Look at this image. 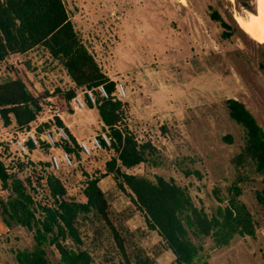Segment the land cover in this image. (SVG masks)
<instances>
[{
  "label": "rangeland",
  "instance_id": "374dc122",
  "mask_svg": "<svg viewBox=\"0 0 264 264\" xmlns=\"http://www.w3.org/2000/svg\"><path fill=\"white\" fill-rule=\"evenodd\" d=\"M63 1L106 84L118 81L127 87L117 128L132 134L140 145L150 143L156 149L149 162L125 171L152 181L156 177L174 180L208 213L226 200L230 187L238 183L242 190L238 199L257 222L256 236L237 237L229 247L220 249L213 248V241L207 239L205 257L198 264H264V212L256 199L262 177L252 167L234 163L244 147L245 132L231 120L226 108L227 100H238L264 127V35L250 36L235 18L256 12V0ZM216 14L231 27L228 38L221 23L213 18ZM25 76L41 110L35 121L21 127L14 114H10L11 124L5 125L0 109V161L13 167L10 173L33 183L36 204L47 202L43 185L53 175L63 184L67 197L77 202L87 200L83 193L87 180L99 178L101 189L112 196L113 211L132 208L128 192L118 189L113 175L107 172V164L117 157L114 149L90 158L76 152L74 166L60 171L49 164L52 150H35L29 164L17 172L20 159L13 138L37 126L39 130L53 129L60 119L55 116L57 112L71 122L68 131L72 137L85 139L103 130L112 136L99 107L73 112L68 96L89 87H78L62 62L43 47L10 55L0 63V85ZM9 198L10 192L0 181V200L7 202ZM0 225L4 231L0 264H19L18 253L34 249V234L20 226L7 228L1 216ZM126 225L158 264L174 262L173 253L157 232L148 231L140 213ZM46 249L50 261L57 263V251ZM93 255L94 264H102L103 251Z\"/></svg>",
  "mask_w": 264,
  "mask_h": 264
},
{
  "label": "trees",
  "instance_id": "16d2710c",
  "mask_svg": "<svg viewBox=\"0 0 264 264\" xmlns=\"http://www.w3.org/2000/svg\"><path fill=\"white\" fill-rule=\"evenodd\" d=\"M213 18L221 23L223 35L228 38L229 24L217 14ZM39 47L62 62L78 87L106 83L95 58L78 36L63 0H0V63L10 55L26 54ZM22 79L17 77L0 85L5 125L11 124L10 114H14L19 126H29L41 110L29 90L28 79ZM107 88L113 93L114 83ZM98 107L103 123L112 130V149L117 154L107 164V172L113 175L118 189L128 192L133 207L120 213L113 211L112 196L101 189L99 178L87 180L83 190L87 200L77 202L67 197L63 184L53 175L43 185L47 202L36 204L33 183L20 179L16 172L10 173L13 167L0 161V181L10 192L9 201L0 200L2 221L9 229L20 226L32 232L36 243L32 251L18 253L19 264H94L93 252L98 250L104 253L102 264H158L126 225L136 213L143 216L148 231L157 232L173 253L172 264L201 262L207 239L213 241V248L220 249L229 247L237 237L256 236L257 222L238 199L242 194L238 183L230 187L229 197L208 213L196 206L189 191L174 180L156 177L152 181L128 174L125 169L149 162L156 149L150 143L140 145L132 134L117 128L121 101H105ZM226 108L231 120L245 132L244 147L234 163L250 166L262 177L256 199L264 212V127L244 103L229 99ZM57 120L59 126H64L61 119ZM226 139L232 142L231 137ZM72 141L73 147L65 148L75 155L79 150L74 137ZM26 164L29 161L20 160L15 169L18 172ZM47 247L57 251V263L48 258Z\"/></svg>",
  "mask_w": 264,
  "mask_h": 264
},
{
  "label": "built area",
  "instance_id": "2783aa9c",
  "mask_svg": "<svg viewBox=\"0 0 264 264\" xmlns=\"http://www.w3.org/2000/svg\"><path fill=\"white\" fill-rule=\"evenodd\" d=\"M128 97L127 87L124 83L114 81V91L110 93L106 83L95 87L85 88L76 93L70 101L71 109L76 113L97 108L100 103L110 100L124 101ZM63 120L61 113L55 114ZM75 138V137H74ZM76 139V138H75ZM79 154L84 158H90L95 154L102 153L113 148V137L107 130L100 131L85 139H76ZM19 159L24 162L29 160L31 151L46 148L50 151L49 164L54 171L74 166V153L67 150V146L73 147L72 135L67 126L56 125L53 129L39 130V126L19 132L12 140ZM58 148L62 151L59 152ZM4 231L0 225V239Z\"/></svg>",
  "mask_w": 264,
  "mask_h": 264
},
{
  "label": "bare ground",
  "instance_id": "6f19581e",
  "mask_svg": "<svg viewBox=\"0 0 264 264\" xmlns=\"http://www.w3.org/2000/svg\"><path fill=\"white\" fill-rule=\"evenodd\" d=\"M257 11L247 16H236L237 24L250 36L264 35V0H256Z\"/></svg>",
  "mask_w": 264,
  "mask_h": 264
},
{
  "label": "crops",
  "instance_id": "0c3cea01",
  "mask_svg": "<svg viewBox=\"0 0 264 264\" xmlns=\"http://www.w3.org/2000/svg\"><path fill=\"white\" fill-rule=\"evenodd\" d=\"M62 121H63L64 125H65V126H67V127H68V129L71 131V129H70V128H71V127H70V124H71V122H69V120L67 121V120H66V119H64V118H63V120H62ZM75 138H76V137H75ZM76 139H79V138H76Z\"/></svg>",
  "mask_w": 264,
  "mask_h": 264
}]
</instances>
